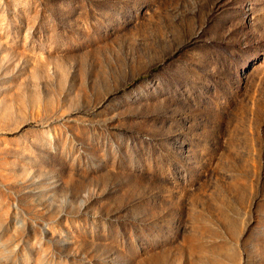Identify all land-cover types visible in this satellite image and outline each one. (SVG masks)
<instances>
[{
	"label": "rangeland",
	"instance_id": "1",
	"mask_svg": "<svg viewBox=\"0 0 264 264\" xmlns=\"http://www.w3.org/2000/svg\"><path fill=\"white\" fill-rule=\"evenodd\" d=\"M0 264H264V0H0Z\"/></svg>",
	"mask_w": 264,
	"mask_h": 264
}]
</instances>
